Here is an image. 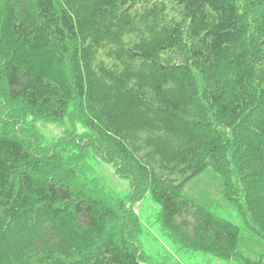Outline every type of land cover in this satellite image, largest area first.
Masks as SVG:
<instances>
[{
    "label": "trees",
    "instance_id": "1",
    "mask_svg": "<svg viewBox=\"0 0 264 264\" xmlns=\"http://www.w3.org/2000/svg\"><path fill=\"white\" fill-rule=\"evenodd\" d=\"M207 168L264 241V0H0V264H182L142 250L145 198L178 252L264 264L183 196Z\"/></svg>",
    "mask_w": 264,
    "mask_h": 264
},
{
    "label": "rangeland",
    "instance_id": "2",
    "mask_svg": "<svg viewBox=\"0 0 264 264\" xmlns=\"http://www.w3.org/2000/svg\"><path fill=\"white\" fill-rule=\"evenodd\" d=\"M36 127L44 145H49L57 140L67 128L60 123H48L45 121H37ZM77 128L80 127L77 126ZM89 168V179L96 177L106 188L121 195H125L129 191V182L125 179L117 178L110 165L92 159L89 161ZM182 194L185 198L202 206L215 216L238 226L240 237L237 249L239 251L251 258L257 255H264V241L245 228L234 206L223 196L221 178L211 168H207L198 177L189 182L184 187ZM158 208L149 198H145L135 206V212L139 215L142 224V235L140 237L142 250L155 260L165 256L170 263L178 261L182 264H205L207 259L205 256L186 255L178 252L177 248L163 236L156 223ZM217 264L236 263L218 262Z\"/></svg>",
    "mask_w": 264,
    "mask_h": 264
}]
</instances>
